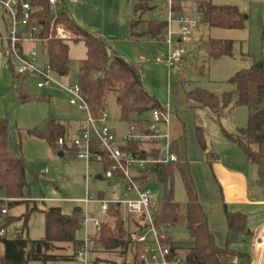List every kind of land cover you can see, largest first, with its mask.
Returning <instances> with one entry per match:
<instances>
[{
	"label": "rangeland",
	"instance_id": "374dc122",
	"mask_svg": "<svg viewBox=\"0 0 264 264\" xmlns=\"http://www.w3.org/2000/svg\"><path fill=\"white\" fill-rule=\"evenodd\" d=\"M139 1L64 0V5L81 29L93 34L108 46L110 56L118 54L125 62L136 67L146 92L162 108L171 112L168 133L176 141L179 164V169L173 174V195L181 211H184L187 202L185 185L192 184L198 202L205 212L214 244L218 248L226 245V214L244 215L247 233L237 235L229 248L236 254L249 256L251 232L264 225V180H260L257 167L241 160L239 149L228 143L222 134V130L235 134L238 128L245 127L247 109L232 106L213 114L208 109L186 100L185 94L200 88L220 98L231 90L228 81L236 73L248 70L264 60V0H179L182 1L183 8L190 11L185 15H190L193 19L199 17V23L183 48L180 61L172 66L165 63L173 50L171 46H176V37H171V46H168L164 40L153 41L146 34L149 23L168 20V0H154L150 4L151 8L141 17L142 24L134 31L135 34L143 36L136 39L130 36V23L138 21V16L133 15V8ZM201 2L237 8L246 18L244 29L209 28L198 7ZM2 16L0 7V118L8 120V143L11 152L20 153L27 167L24 199L18 204L5 202L9 206L7 217L14 219L6 228V239L12 240L22 235L23 238L36 241L44 236L42 211L45 209L56 207L66 215H71L75 209L85 212L86 205L82 201L87 197L95 199L97 190L104 192L106 200L126 201L131 199V195L125 196L122 184L105 179L98 181L96 176H103L99 163L86 164L66 154L59 157L60 149L52 148L45 141L27 135V130L43 129L47 120L60 122L66 128L75 122L82 123L84 113L69 105L70 96L58 85L51 84L47 89H37L38 81L33 75L23 81L12 76L9 66L13 71L17 61L9 55ZM172 29H177L175 24ZM207 39L232 41V55L210 59L201 54L199 44ZM36 44L37 47L41 46L40 42ZM68 47V74L64 77L52 75L58 84L65 87L77 84L79 62L86 55L82 42H68ZM40 49L44 52L42 47ZM28 50L24 48V52ZM38 51L37 49V53ZM42 52L38 53L37 64L40 66L47 64V57ZM201 68L203 72H200ZM104 110L112 128L117 126L120 130L125 129V123L120 121L114 94L107 96ZM196 128L202 130L206 152L201 150L197 142ZM74 137V133L65 135L66 144L71 145ZM212 154L218 156V161L211 166L209 162L213 161ZM217 165L229 170L231 177H245V187L240 189L237 182V192L228 197L227 188H224L217 172ZM33 172L39 174L38 181L35 180ZM162 189V184L157 182L146 186L150 201L157 206L161 202ZM5 200L4 194L0 192V201ZM88 209L97 219H103L98 205H89ZM106 221L113 227L112 219L107 217ZM132 229L126 230V238L134 232V228ZM165 232L168 235L165 243L169 242L181 251L190 246L191 241L184 222L167 227ZM76 236L83 238V230H79ZM53 254L72 255V249L54 251ZM177 255L179 257L180 252ZM92 256L89 258L92 259ZM99 256L101 264H122L125 259L114 253ZM124 262L132 264L129 258ZM237 263L245 264V261L238 259Z\"/></svg>",
	"mask_w": 264,
	"mask_h": 264
},
{
	"label": "trees",
	"instance_id": "16d2710c",
	"mask_svg": "<svg viewBox=\"0 0 264 264\" xmlns=\"http://www.w3.org/2000/svg\"><path fill=\"white\" fill-rule=\"evenodd\" d=\"M154 0H140L133 8V15L138 21L130 23V36L139 39L143 34H135V28L142 24V15L151 8ZM37 9L31 26L38 27L36 38L42 40L40 45L47 57V64L58 77H64L69 70L68 42L56 40L54 30L63 27L72 35L69 42H82L86 55L79 62L77 85L85 100L90 113L96 117L98 111L104 109L106 98L114 94L115 103L119 109L120 121L123 123L139 122L154 109H160L158 101L146 92L138 70L117 55L110 56L108 46L94 36L81 29L67 11L64 0H57L54 11L50 10L48 0H30ZM204 21L209 28L224 30H242L245 27V16L237 8L230 6H215L210 2L198 3ZM175 16L182 13L179 0L172 7ZM52 15L54 18L52 19ZM166 22H151L146 34L154 41L162 39ZM264 43V33L262 35ZM20 47V46H19ZM21 49V48H20ZM200 53L210 59L229 57L232 55L233 42L207 39L199 44ZM18 80H25L29 74L13 75ZM200 72H203L202 68ZM228 83L231 90L222 94L220 98L209 92L196 88L185 94L186 100L197 106L206 108L213 114H218L229 107H245L247 109V124L238 128L235 134L222 130L225 140L237 147L244 161L257 167L260 180H264V60L260 66H253L248 70L236 73ZM27 135L45 141L48 146L57 148L58 139L65 138L66 127L54 120H47L43 129L27 130ZM197 142L203 152L207 147L200 128H196ZM176 149V143H173ZM132 149L129 148V150ZM63 152L61 151V154ZM213 161L216 155L212 154ZM211 161L209 164L211 165ZM109 167L105 162L102 172ZM179 169L178 161L168 165H153L143 171L138 177L146 186L150 183H160L163 186L160 204L152 209L154 224L157 228H167L179 223L185 224L187 235L191 241L188 248L181 251L177 247L171 248L168 260L178 257L180 264H230L233 260L243 259L249 262V256L236 254L229 248L237 235L247 233L245 216L241 214H226L227 236L224 248L214 244L213 236L207 225V218L198 202L192 184L186 183L187 202L184 211L174 200L173 174ZM27 167L23 156L11 152L8 143V120L0 118V192L11 204L21 203L24 199ZM36 181L40 176L33 172ZM101 177V176H100ZM98 198H102L99 194ZM1 203V201H0ZM9 207V206H8ZM44 217V236L40 240H29L21 235L13 240L0 239L3 248L0 264H73L76 252L82 245V240L76 234L82 229L83 212L75 210L71 215H65L59 208L51 207L42 211ZM120 208L110 207L107 217L113 220V227L106 222L101 223L100 232L96 240V248L105 253L117 250L125 253L130 251L135 264L138 262L140 246L133 244L126 238V228L118 218ZM14 221L7 216L2 227L6 228ZM57 244L72 247V255H54L53 252L63 251ZM172 246L171 243H167ZM94 264V263H93Z\"/></svg>",
	"mask_w": 264,
	"mask_h": 264
},
{
	"label": "built area",
	"instance_id": "2783aa9c",
	"mask_svg": "<svg viewBox=\"0 0 264 264\" xmlns=\"http://www.w3.org/2000/svg\"><path fill=\"white\" fill-rule=\"evenodd\" d=\"M177 0H168V20L162 34L168 46H171V37L177 39L176 46L168 56L166 63L172 66L178 63L183 54V48L197 29L199 19H193L186 15L175 16L172 7ZM57 0H48L51 11L55 9ZM0 6L4 12L7 24V43L9 55H12L17 66L13 68L16 75H33L38 81L37 89H47L51 84L58 85L70 96L69 105L76 107L84 113L78 134L73 138L71 145H67L65 138L58 139L56 146L66 155H72L77 160L86 164L99 163L100 167L109 163V167L103 171L101 179L122 184L125 196L131 199L126 201L106 200L101 198L87 197L82 202L98 205L102 215L107 216L110 207L120 208L121 216L118 218L122 223L130 222L135 218L134 232L129 235L130 241L140 246L138 262L140 264H178L180 258L175 257L169 261L172 246L165 243L168 235L165 228H157L154 224L152 209L156 207L150 201V193L146 185L137 178L140 177L149 166L168 165L178 161L177 151L173 146V140L168 133L170 111L166 108L150 111L139 122L125 123L122 134H118L110 126L109 117L104 109L98 111L94 117L80 94L78 85L70 87L61 86L53 78L55 74L48 66L39 67L37 64L38 53L32 48L24 52V45L35 44L42 40L35 37L39 32L38 27L31 26L34 13L37 11L30 0H0ZM175 24L177 29L173 30ZM56 40L69 42L72 35L63 27L57 26L54 30ZM20 46V47H19ZM21 48V49H20ZM157 62H160L157 60ZM129 150V148H131ZM133 195V197H132ZM6 199L0 203V239L5 238L6 230L2 227L4 218L7 216L8 206ZM101 221L87 212H83L82 230L84 236L82 245L76 252L73 264H93L89 258L96 251ZM238 264L237 260L232 261ZM248 264H264V225L258 227L252 233L251 253Z\"/></svg>",
	"mask_w": 264,
	"mask_h": 264
},
{
	"label": "crops",
	"instance_id": "0c3cea01",
	"mask_svg": "<svg viewBox=\"0 0 264 264\" xmlns=\"http://www.w3.org/2000/svg\"><path fill=\"white\" fill-rule=\"evenodd\" d=\"M179 3H180V7H181V9H182V13L185 15V14H187V13H189L190 11L189 10H186V9H184L183 8V6H182V1H179ZM1 7V6H0ZM2 9V8H1ZM2 12H3V10H2ZM186 16H190V15H186ZM199 18V17H198ZM2 21H3V26H4V28H5V32H6V35H7V24H6V21H5V16H4V12H3V16H2ZM1 40V39H0ZM154 41V40H153ZM40 47L41 46H39L38 45V47H37V44L35 43H31V44H27V45H25L24 46V48H25V50L28 48V49H32V48H34V49H38L39 51H38V53H41L42 51H40L41 49H40ZM42 54H44V55H46L45 54V52H42ZM117 56H118V54H116ZM112 57V56H111ZM118 57H120V56H118ZM121 58V57H120ZM47 65V64H46ZM46 65H39V67H44V66H46ZM136 68V67H135ZM137 69V68H136ZM80 126H81V122H75L73 125H68V127L66 128V136L68 135V134H75V135H77L78 134V131H79V128H80ZM112 128V127H111ZM114 131H116L117 133H121L122 131H124V128L122 129V130H120V128L119 127H117V126H115L114 128H112ZM173 140V142H175L176 143V141L174 140V139H172ZM176 151H177V146H176ZM64 155V153L62 154V156ZM240 155H241V153H240ZM241 160H244L243 158H242V156H241ZM82 161V160H81ZM217 161H218V156H216V160H214V161H212V163H211V166L212 165H215L216 163H217ZM218 166V170H217V172H218V174L221 176L220 177V180L223 182V186H224V188L226 187L227 189L228 188H232V190H233V196H234V194H235V192H237V182L239 183V188L240 189H243L244 187H245V184H246V179H245V177H241V176H239V175H237V178L236 177H231L230 175V171L229 170H227L226 168H224V167H222L221 165H217ZM96 178H97V180L98 181H100L101 180V178H100V175H97L96 176ZM99 194H101V199H105L104 197H105V194H104V192H102L101 190H97V192H96V198H98V196H99ZM112 194H114V193H112ZM254 203H259V204H261L262 202H254ZM89 205H92V204H87L86 205V210L87 211H85V212H87L88 214H90V215H92L93 217H95L96 218V216L95 215H93V214H91V213H89V209H88V206ZM75 210H80V209H75ZM99 213H100V211H99ZM101 214V213H100ZM66 215V214H65ZM101 216L103 217V219L102 220H99V221H101V222H106V220H107V216H105V215H102L101 214ZM134 222H136V219L135 218H130V222H128V223H124V226H125V228H126V230H130V229H132V227L134 226ZM257 229V228H256ZM255 229V230H256ZM254 230V231H255ZM254 231H252L251 232V236H252V233L254 232ZM130 232V231H129ZM6 235H7V231H6V234H5V238H6ZM21 237H22V235H21ZM78 238V237H77ZM78 239H80V240H82V238H78ZM13 240V239H12ZM251 244H252V242H251ZM172 245V244H171ZM58 248H61V249H64L63 251H60V252H64L67 248H71L72 249V247H70V245L68 246V245H64V244H57L56 245ZM172 247H174L173 245H172ZM251 247V246H250ZM2 252H3V248H2V246H0V256L2 255ZM73 252V251H72ZM105 252H103L102 251V249H100V248H98V249H96V253L94 252V254H93V258L91 259L92 260V262L94 263V264H101V258H100V256H99V254H104ZM115 255H119V256H122L123 257V259L125 258V259H127V258H129L130 259V262L132 263V264H135L134 263V258H133V255H132V253L130 252V251H127V252H125V253H122V251H120V250H117L116 252H113ZM120 253L122 254V255H120ZM105 254H112V253H105ZM125 259H124V261H125ZM123 260H122V264H125V262H124ZM112 262H109V264H111ZM113 264V263H112Z\"/></svg>",
	"mask_w": 264,
	"mask_h": 264
},
{
	"label": "water",
	"instance_id": "95a60500",
	"mask_svg": "<svg viewBox=\"0 0 264 264\" xmlns=\"http://www.w3.org/2000/svg\"><path fill=\"white\" fill-rule=\"evenodd\" d=\"M54 18V15H52V19ZM256 67H259L260 66V63L256 64L255 65ZM58 156L59 157H62V154L61 153H58ZM227 195L228 197H232L233 196V190L232 189H227Z\"/></svg>",
	"mask_w": 264,
	"mask_h": 264
}]
</instances>
